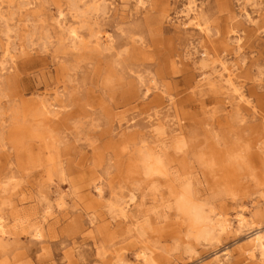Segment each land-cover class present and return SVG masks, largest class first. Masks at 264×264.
Returning a JSON list of instances; mask_svg holds the SVG:
<instances>
[{
    "label": "rangeland",
    "instance_id": "obj_1",
    "mask_svg": "<svg viewBox=\"0 0 264 264\" xmlns=\"http://www.w3.org/2000/svg\"><path fill=\"white\" fill-rule=\"evenodd\" d=\"M195 1L0 0V264H261L240 248L264 232V0ZM184 187L245 231L197 240Z\"/></svg>",
    "mask_w": 264,
    "mask_h": 264
},
{
    "label": "bare ground",
    "instance_id": "obj_2",
    "mask_svg": "<svg viewBox=\"0 0 264 264\" xmlns=\"http://www.w3.org/2000/svg\"><path fill=\"white\" fill-rule=\"evenodd\" d=\"M137 6L143 7L145 2L144 0H134ZM197 11V5L195 0H187L183 13L186 17L192 15V19L195 18V14ZM241 12L243 16L252 24H255V21L251 19L250 14L247 12L245 5L242 4ZM242 15V14H241ZM58 26L64 28L67 33V37L70 39V42H81V36L76 31L75 28L66 27L63 18H59L57 20ZM196 25L199 27L201 31L208 34L209 28L208 26H204L201 22H196ZM66 27V28H65ZM105 39L110 40V36H105ZM204 55L207 52H203ZM11 61L14 63V56L10 55ZM219 65V73L218 77L224 81L227 89L235 93L236 97L239 101H244V94L240 90L239 85L236 83V77L234 74V70L225 65V63L221 60H218ZM12 66V65H11ZM202 83H199V86ZM148 88L146 89V92ZM49 107H55V104H48ZM143 163V169L146 175H152L155 173H162L161 162L158 159H154L150 155L146 154L143 156L141 160ZM96 190L100 193V186H96ZM126 204L121 207L122 215L125 216ZM176 207L177 209L184 215L188 222V226L191 230L194 231V237L197 240L203 239L208 240L215 237L216 231H238L239 233L245 231L247 221V214L249 211L247 208H241L236 214L234 218V224L230 220H214L212 214L210 212H206L204 206L197 202L196 198L192 195L189 187L182 188L178 194L176 199ZM4 220L0 217V238L4 234H6ZM251 233L249 234L245 244H243L240 248V253L243 254L248 259H253L258 255V260L261 264H264V232L259 228H250ZM41 229L36 228L34 234L37 236L41 235ZM232 251L228 249H216L212 253V257L207 260L204 264H224L229 261L232 257ZM135 257L138 260L144 261L145 263H149V252L146 247L140 248V250L136 253Z\"/></svg>",
    "mask_w": 264,
    "mask_h": 264
}]
</instances>
